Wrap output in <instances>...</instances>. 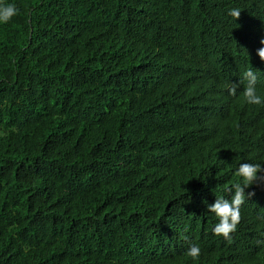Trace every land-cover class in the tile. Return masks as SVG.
<instances>
[{
	"label": "trees",
	"instance_id": "trees-1",
	"mask_svg": "<svg viewBox=\"0 0 264 264\" xmlns=\"http://www.w3.org/2000/svg\"><path fill=\"white\" fill-rule=\"evenodd\" d=\"M0 4V264H264V172L230 239L208 211L264 166V103L248 119L228 87L264 0Z\"/></svg>",
	"mask_w": 264,
	"mask_h": 264
},
{
	"label": "clouds",
	"instance_id": "clouds-1",
	"mask_svg": "<svg viewBox=\"0 0 264 264\" xmlns=\"http://www.w3.org/2000/svg\"><path fill=\"white\" fill-rule=\"evenodd\" d=\"M18 14V9L13 4H0V23H8L14 16ZM236 20L240 18L241 10L235 8L228 13ZM264 44V40L261 41ZM256 61L259 66L248 64L242 67L234 76L237 81L229 85V92L235 96L239 94L246 103V110L248 112V119L253 116L254 105H260L264 103L259 95V90L264 89V47H261L258 52L254 50ZM259 56L260 60L257 59ZM209 108H229V105L222 100L220 95H215L214 98L208 102ZM241 118L238 111H234V119L238 120V125L233 129L234 142L240 141L241 138L237 134V129L241 124ZM212 135V134H211ZM235 155L237 152L234 151ZM264 172V166L260 164L241 163L235 170L236 177L241 181L234 183L228 191L234 193L231 200L219 197L215 202L208 205V211L214 213L218 218V223L215 224L212 231L216 236H222L228 240L231 238V234L237 231V226L241 221V206L245 203L246 197L249 199L254 196L255 193H248L246 196L245 189H249L250 186L261 180L259 173ZM201 254V249L198 245H192L186 252L188 257L193 260H197Z\"/></svg>",
	"mask_w": 264,
	"mask_h": 264
}]
</instances>
